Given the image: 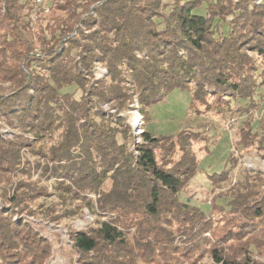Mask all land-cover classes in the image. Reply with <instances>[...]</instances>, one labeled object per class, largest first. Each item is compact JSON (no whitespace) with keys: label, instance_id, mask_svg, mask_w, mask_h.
I'll list each match as a JSON object with an SVG mask.
<instances>
[{"label":"trees","instance_id":"obj_1","mask_svg":"<svg viewBox=\"0 0 264 264\" xmlns=\"http://www.w3.org/2000/svg\"><path fill=\"white\" fill-rule=\"evenodd\" d=\"M44 2L50 13L32 0H0V129H12L11 137L0 130V264L52 256L38 224L14 215L61 223L84 207L93 222L68 233L76 264H264L254 255H264L263 175L242 169L233 182L231 151L207 175L212 192L230 186L206 213L179 194L198 171L194 144L207 135L144 129L133 144L118 115L135 98L146 124L149 106L175 88L203 115L255 109L264 0ZM96 65L107 74L95 76ZM236 100L246 105L233 108ZM237 134L235 147L264 149V118L255 128L247 116ZM223 195L227 209L216 202Z\"/></svg>","mask_w":264,"mask_h":264},{"label":"rangeland","instance_id":"obj_2","mask_svg":"<svg viewBox=\"0 0 264 264\" xmlns=\"http://www.w3.org/2000/svg\"><path fill=\"white\" fill-rule=\"evenodd\" d=\"M47 5V3H46ZM51 10L47 11L50 13ZM197 11H202V7ZM56 14H59L56 11ZM97 68V69H96ZM94 69V75L97 77H103L106 73V68L101 65H96ZM75 95L79 96V91H76ZM257 100V107L252 109L248 113H238L234 110L226 115H203L204 107L199 105L201 112L194 110L189 111L190 95L185 89L175 88L167 93L162 100L153 103L148 108V121L145 124L143 117L138 111V103L134 98L131 103V108L125 111H118V115L124 117L125 122L130 125L131 135L133 142L141 140V134L144 129L152 134L167 135L173 134L179 129L185 127L192 130L203 131L207 137V142H197L194 144L197 158L199 159L198 171L190 179L185 189L180 192L181 200H189L191 203L197 204L206 213L210 212V200L214 193L218 191H224L228 184H223L220 188H215L212 192L211 184L208 180V174L218 173L223 168V164L229 153L232 151L238 159L237 166L233 170L232 181L234 182L240 177L242 169L259 171L264 177V149L258 148L256 144H252L246 147H235V140L238 136L237 129L241 124V121L247 116L253 119V127H257L261 118H264V89L260 88L255 94ZM104 104V103H102ZM102 104L100 105L102 107ZM110 109H113L111 104L107 103ZM232 107L238 105H246V101L236 100L231 103ZM103 110H105L102 107ZM115 111V110H114ZM142 117V118H141ZM8 129L4 132V129ZM3 135L6 137L12 136V129L9 126L3 124L0 129ZM24 137L32 139V135L24 134ZM118 140H121L118 138ZM32 158V157H31ZM238 168V169H237ZM36 172H32V179L37 178ZM16 178L14 177L13 180ZM108 184L105 183L104 188H107ZM52 199H56L54 196L41 199V201L49 202ZM228 198L224 195L217 198L216 202L225 207L227 206ZM16 216L26 217L36 224L37 230L40 234L44 235L53 245L52 256L47 264H76V254L71 248V244L68 239V233L70 230L86 229L94 219V216L89 213L86 207L83 208V212L80 215H74L69 218H64L61 223H53L41 218H34L27 216L25 213H19ZM218 217V215L216 216ZM40 224V225H39ZM222 232L219 230L218 235ZM207 237L211 239V235ZM255 257L264 262V255H258L254 253ZM211 264L209 258H204Z\"/></svg>","mask_w":264,"mask_h":264},{"label":"built area","instance_id":"obj_3","mask_svg":"<svg viewBox=\"0 0 264 264\" xmlns=\"http://www.w3.org/2000/svg\"><path fill=\"white\" fill-rule=\"evenodd\" d=\"M260 0H257V2H259ZM32 2H33V4L36 6V7H42L43 8V11H45V12H47V11H49V7L48 6H46L45 5V2H44V0H32ZM33 18H34V16H33ZM97 69V68H96ZM102 107L105 109V111H109V112H114V109H110V107H109V105L107 104V103H104V104H102ZM142 116V115H141ZM142 118V117H141ZM8 129H4V132L5 131H7ZM2 132V131H1ZM3 133V132H2ZM139 140H135L134 142H133V144L134 143H136V142H138Z\"/></svg>","mask_w":264,"mask_h":264}]
</instances>
